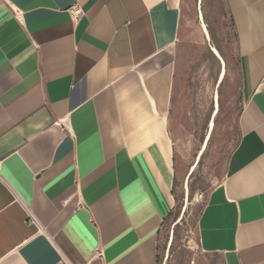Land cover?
Listing matches in <instances>:
<instances>
[{
	"label": "crops",
	"instance_id": "crops-1",
	"mask_svg": "<svg viewBox=\"0 0 264 264\" xmlns=\"http://www.w3.org/2000/svg\"><path fill=\"white\" fill-rule=\"evenodd\" d=\"M221 1L240 137L199 216V245L224 264H264V0ZM183 10L0 0V264H160L176 203Z\"/></svg>",
	"mask_w": 264,
	"mask_h": 264
},
{
	"label": "rangeland",
	"instance_id": "rangeland-1",
	"mask_svg": "<svg viewBox=\"0 0 264 264\" xmlns=\"http://www.w3.org/2000/svg\"><path fill=\"white\" fill-rule=\"evenodd\" d=\"M240 109L235 41L222 1L184 0L171 111L176 203L160 231V264H224L200 247L198 221L227 173Z\"/></svg>",
	"mask_w": 264,
	"mask_h": 264
},
{
	"label": "built area",
	"instance_id": "built-area-1",
	"mask_svg": "<svg viewBox=\"0 0 264 264\" xmlns=\"http://www.w3.org/2000/svg\"><path fill=\"white\" fill-rule=\"evenodd\" d=\"M82 13V10L79 8V7H76L74 10H73V14L74 16L78 17L80 16Z\"/></svg>",
	"mask_w": 264,
	"mask_h": 264
},
{
	"label": "water",
	"instance_id": "water-1",
	"mask_svg": "<svg viewBox=\"0 0 264 264\" xmlns=\"http://www.w3.org/2000/svg\"><path fill=\"white\" fill-rule=\"evenodd\" d=\"M217 52V51H216ZM218 53V52H217ZM218 55H219V53H218ZM225 71V70H224Z\"/></svg>",
	"mask_w": 264,
	"mask_h": 264
}]
</instances>
